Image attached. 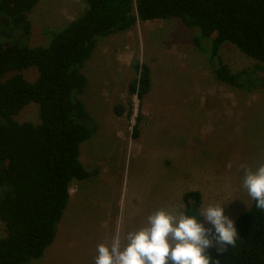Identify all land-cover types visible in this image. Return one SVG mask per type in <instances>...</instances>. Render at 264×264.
Here are the masks:
<instances>
[{
  "label": "rangeland",
  "instance_id": "rangeland-1",
  "mask_svg": "<svg viewBox=\"0 0 264 264\" xmlns=\"http://www.w3.org/2000/svg\"><path fill=\"white\" fill-rule=\"evenodd\" d=\"M86 8L84 0H38L22 43L46 44L47 28L59 29ZM196 32L177 18L138 19L97 41L82 67L87 86L77 95L94 125L79 160L97 173L71 182L52 243L29 264H95L97 245L110 247L118 230L123 247L127 232L145 226L150 213L184 212L186 191L200 193V209L222 203L233 220L249 209L240 165L255 170L264 163V65L223 43L222 60L248 75L240 86L220 82L207 62L210 39L197 49ZM142 63L151 87L139 99L129 85ZM21 73L28 81L38 76L35 67ZM38 111L29 102L14 119L37 124ZM4 231L0 219V237Z\"/></svg>",
  "mask_w": 264,
  "mask_h": 264
},
{
  "label": "trees",
  "instance_id": "trees-1",
  "mask_svg": "<svg viewBox=\"0 0 264 264\" xmlns=\"http://www.w3.org/2000/svg\"><path fill=\"white\" fill-rule=\"evenodd\" d=\"M37 1L0 0V219L5 230L0 264H29L42 257L55 237L71 182L97 173L79 160L80 143L90 138L94 125L77 95L87 86L82 67L99 39L130 29L138 19L177 18L197 31L192 36L197 49L201 39H210L207 62L218 81L240 86L248 75L232 72L222 60L223 43L264 65V0H84L87 8L77 17L57 30L46 29V44L30 46L22 41L30 33L27 12ZM29 67L38 71L33 81L21 73ZM137 69L129 91L142 99L151 74L144 63ZM29 102L38 105L37 124L14 119ZM182 199L186 214H198V191H186ZM234 222L235 246L222 253L208 249L211 264H264V210L252 199Z\"/></svg>",
  "mask_w": 264,
  "mask_h": 264
},
{
  "label": "clouds",
  "instance_id": "clouds-1",
  "mask_svg": "<svg viewBox=\"0 0 264 264\" xmlns=\"http://www.w3.org/2000/svg\"><path fill=\"white\" fill-rule=\"evenodd\" d=\"M240 167L244 170L242 187L256 207L264 210V163L255 170L244 164ZM238 237L222 203L208 204L196 215L161 208L147 216L145 226L127 232L123 247L119 230L110 247L98 244L95 264H211L208 249L215 247L222 253L227 246H235Z\"/></svg>",
  "mask_w": 264,
  "mask_h": 264
}]
</instances>
